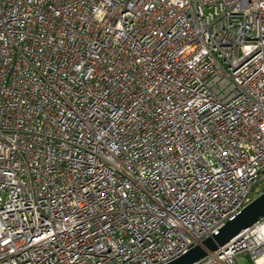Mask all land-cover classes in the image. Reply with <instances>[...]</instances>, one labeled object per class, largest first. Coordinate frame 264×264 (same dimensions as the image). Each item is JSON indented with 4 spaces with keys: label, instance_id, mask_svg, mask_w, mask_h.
Here are the masks:
<instances>
[{
    "label": "built area",
    "instance_id": "obj_1",
    "mask_svg": "<svg viewBox=\"0 0 264 264\" xmlns=\"http://www.w3.org/2000/svg\"><path fill=\"white\" fill-rule=\"evenodd\" d=\"M262 186L264 0H0V264H165Z\"/></svg>",
    "mask_w": 264,
    "mask_h": 264
},
{
    "label": "water",
    "instance_id": "obj_2",
    "mask_svg": "<svg viewBox=\"0 0 264 264\" xmlns=\"http://www.w3.org/2000/svg\"><path fill=\"white\" fill-rule=\"evenodd\" d=\"M262 217H264V192L258 194L233 218L227 220L216 234L207 237L200 244L194 245L181 256L165 264H194L209 253L217 251Z\"/></svg>",
    "mask_w": 264,
    "mask_h": 264
},
{
    "label": "rangeland",
    "instance_id": "obj_3",
    "mask_svg": "<svg viewBox=\"0 0 264 264\" xmlns=\"http://www.w3.org/2000/svg\"><path fill=\"white\" fill-rule=\"evenodd\" d=\"M237 264H249V263L247 262V259H246V258H244V257H239V258L237 259Z\"/></svg>",
    "mask_w": 264,
    "mask_h": 264
},
{
    "label": "trees",
    "instance_id": "obj_4",
    "mask_svg": "<svg viewBox=\"0 0 264 264\" xmlns=\"http://www.w3.org/2000/svg\"><path fill=\"white\" fill-rule=\"evenodd\" d=\"M261 191H264V186H262V189H261Z\"/></svg>",
    "mask_w": 264,
    "mask_h": 264
}]
</instances>
